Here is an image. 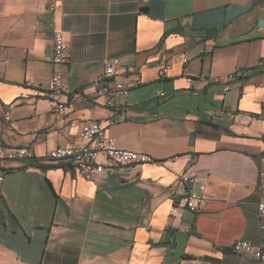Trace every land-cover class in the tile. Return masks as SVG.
Segmentation results:
<instances>
[{
  "label": "crops",
  "instance_id": "crops-1",
  "mask_svg": "<svg viewBox=\"0 0 264 264\" xmlns=\"http://www.w3.org/2000/svg\"><path fill=\"white\" fill-rule=\"evenodd\" d=\"M55 31L69 59L59 100L74 104L63 114L51 109ZM263 57L264 0L0 1L3 144L42 159L77 146L81 127L97 121L115 147L156 160L99 175L11 163L0 186V264H264L230 251L237 240L260 243L264 71L222 91L227 74ZM105 58L126 63L118 80L141 81L113 111L96 83ZM188 171L205 201L174 219Z\"/></svg>",
  "mask_w": 264,
  "mask_h": 264
},
{
  "label": "built area",
  "instance_id": "built-area-1",
  "mask_svg": "<svg viewBox=\"0 0 264 264\" xmlns=\"http://www.w3.org/2000/svg\"><path fill=\"white\" fill-rule=\"evenodd\" d=\"M2 1V0H0ZM186 62V61H184ZM53 73L51 77V95L54 100L51 103L52 111L63 114L73 109L72 102H62L59 99L66 91L64 85V69L69 65L66 56V42L60 31H55L53 35ZM126 63L117 59L105 58L102 61V72L97 78L99 97L102 106L113 111L128 96L132 88L141 85L139 79L133 82H125L116 78V67L125 66ZM255 68L264 71V57L259 59L255 67H238L224 77L222 91L230 89L232 83L237 78H245L253 74ZM168 69H162V75L166 76ZM187 82H192L190 78ZM212 82L219 83L218 78ZM158 97H164L161 92H157ZM4 120L10 121L9 113L5 114ZM79 144L75 147L55 148L49 151L42 159L36 158L27 148H10L3 144L0 136V186L6 171L11 163H70L79 167V175H99L105 169L127 168L143 164H154L156 160L144 153L122 150L113 144L107 135V126L97 121H88L80 129L78 134ZM191 160V156L186 157ZM260 201L257 204V217L260 229V243L253 247L250 243L237 240L230 246V251L237 256H250L253 259L264 262V153L260 158ZM181 184L185 187L182 194L170 208V217L179 218L184 213L196 214L204 204V184H196L191 172L184 173L180 178Z\"/></svg>",
  "mask_w": 264,
  "mask_h": 264
},
{
  "label": "water",
  "instance_id": "water-1",
  "mask_svg": "<svg viewBox=\"0 0 264 264\" xmlns=\"http://www.w3.org/2000/svg\"><path fill=\"white\" fill-rule=\"evenodd\" d=\"M191 138H193V136H191Z\"/></svg>",
  "mask_w": 264,
  "mask_h": 264
},
{
  "label": "trees",
  "instance_id": "trees-1",
  "mask_svg": "<svg viewBox=\"0 0 264 264\" xmlns=\"http://www.w3.org/2000/svg\"><path fill=\"white\" fill-rule=\"evenodd\" d=\"M38 167H41V166H38Z\"/></svg>",
  "mask_w": 264,
  "mask_h": 264
}]
</instances>
